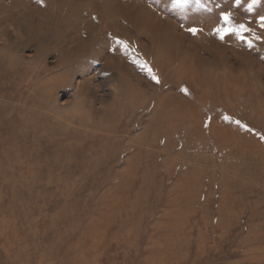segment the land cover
I'll list each match as a JSON object with an SVG mask.
<instances>
[{"label": "rangeland", "instance_id": "obj_1", "mask_svg": "<svg viewBox=\"0 0 264 264\" xmlns=\"http://www.w3.org/2000/svg\"><path fill=\"white\" fill-rule=\"evenodd\" d=\"M201 4L0 0V264H264V0Z\"/></svg>", "mask_w": 264, "mask_h": 264}, {"label": "snow or ice", "instance_id": "obj_2", "mask_svg": "<svg viewBox=\"0 0 264 264\" xmlns=\"http://www.w3.org/2000/svg\"><path fill=\"white\" fill-rule=\"evenodd\" d=\"M171 2H172V6L175 8H183L184 6L188 5L190 2H194L198 6H203L201 4V0H171ZM257 2L258 0H252V4L248 5V10H251L252 5ZM237 3H239V0H237ZM220 19L224 21L225 24H227L229 22V14L221 13ZM260 22H261V27H264V16L260 17ZM188 31L195 34L198 30L196 28H189ZM247 31L248 29L243 24H240L238 29L235 27H225V28L216 29V32L219 34L221 39H223L225 35H227L228 33H235L237 35V38L243 40L244 36L241 35V33L247 32ZM249 46H251L250 42H249ZM153 80H156V82L159 83V81L157 80L155 76H153Z\"/></svg>", "mask_w": 264, "mask_h": 264}, {"label": "bare ground", "instance_id": "obj_3", "mask_svg": "<svg viewBox=\"0 0 264 264\" xmlns=\"http://www.w3.org/2000/svg\"><path fill=\"white\" fill-rule=\"evenodd\" d=\"M63 9V8H62ZM64 11V10H63ZM59 15H63V18L64 19H66L67 18V14L65 13V14H59ZM33 38H35V36L33 37ZM34 42H35V39H34ZM194 140V141H193ZM192 141H189V142H187V141H185V144H184V147L185 148H189L191 145H196L197 144V140H195V139H193ZM185 153V152H184Z\"/></svg>", "mask_w": 264, "mask_h": 264}]
</instances>
